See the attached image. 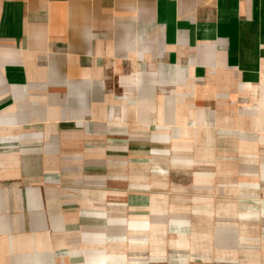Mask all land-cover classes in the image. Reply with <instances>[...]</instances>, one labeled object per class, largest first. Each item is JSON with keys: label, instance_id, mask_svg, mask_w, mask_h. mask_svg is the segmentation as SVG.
Here are the masks:
<instances>
[{"label": "crops", "instance_id": "obj_1", "mask_svg": "<svg viewBox=\"0 0 264 264\" xmlns=\"http://www.w3.org/2000/svg\"><path fill=\"white\" fill-rule=\"evenodd\" d=\"M212 129L264 138V0H0V264H113L78 173Z\"/></svg>", "mask_w": 264, "mask_h": 264}, {"label": "rangeland", "instance_id": "obj_2", "mask_svg": "<svg viewBox=\"0 0 264 264\" xmlns=\"http://www.w3.org/2000/svg\"><path fill=\"white\" fill-rule=\"evenodd\" d=\"M212 130L78 173L114 182L82 224L113 244V264H264V138Z\"/></svg>", "mask_w": 264, "mask_h": 264}]
</instances>
